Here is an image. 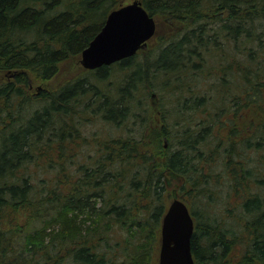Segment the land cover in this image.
<instances>
[{"label":"trees","instance_id":"16d2710c","mask_svg":"<svg viewBox=\"0 0 264 264\" xmlns=\"http://www.w3.org/2000/svg\"><path fill=\"white\" fill-rule=\"evenodd\" d=\"M132 1L0 0V264H155L166 172L195 264H264V0H138L176 34L29 96Z\"/></svg>","mask_w":264,"mask_h":264},{"label":"water","instance_id":"95a60500","mask_svg":"<svg viewBox=\"0 0 264 264\" xmlns=\"http://www.w3.org/2000/svg\"><path fill=\"white\" fill-rule=\"evenodd\" d=\"M156 33V20L140 1L134 0L108 13L100 31L82 50L79 63L85 70L111 66L145 49ZM193 231L187 205L174 199L161 222L158 264H195L191 251Z\"/></svg>","mask_w":264,"mask_h":264},{"label":"rangeland","instance_id":"374dc122","mask_svg":"<svg viewBox=\"0 0 264 264\" xmlns=\"http://www.w3.org/2000/svg\"><path fill=\"white\" fill-rule=\"evenodd\" d=\"M154 19L156 20V24H157V33L155 35V37L148 42L146 48L142 51H140L138 53V55H142V57L145 56V53H152V51L157 47V39L158 38H164V39H168L173 37L176 32L171 31L170 27L168 26V24L166 23L165 20H163L162 18H158V17H154ZM80 60V56H77L75 58H73L72 60H69L67 62L62 63V65L59 68L58 73L56 74V76H54L51 80H48L46 82L43 83H39V82H35V81H30V86L29 89H27V92L29 94V96H36L39 92L40 89H44V90H53V89H58L59 87H61L62 85L71 82L72 80L80 77V76H84L86 75L85 70L82 68V66L79 63ZM117 76V75H116ZM5 78L10 79L9 77H5L4 75H0V83L4 81ZM38 88H40L38 90ZM154 94V97H151V95ZM144 97L148 103V107L149 108H155L160 106V108L162 107V111L163 109L165 110L166 107H168L169 102H171V97L166 96L165 94H160V91H158V89L155 92H146L144 94ZM160 114L158 113V115L154 116V123L158 124L159 121L156 118L157 116H159ZM159 118V117H158ZM83 133H87V134H91L94 133L95 135H98L99 137L102 136H111V137H119L122 136L124 134L123 129H118V128H114L111 127L109 125H106L102 122H100L98 119H95L91 124H87L84 128L81 129ZM252 131H248V133L250 134ZM241 136H246L243 133H239ZM217 136V134H215V131L212 133V137ZM214 141V140H212ZM211 141V142H212ZM210 142V143H211ZM164 147L167 146V142L164 140L163 143ZM213 145V144H212ZM251 154V153H250ZM252 158L251 159H255L256 155L255 153H252ZM212 167V166H211ZM209 169V168H208ZM212 170H218V166L213 165ZM182 177L179 175H176L172 172H166L164 174V180H165V184L167 186L168 189V194H169V198L167 199L168 204L173 201L174 199H179L178 197V191H179V186L182 182ZM158 249H159V243H158V248H157V252H156V259H155V264H158Z\"/></svg>","mask_w":264,"mask_h":264}]
</instances>
